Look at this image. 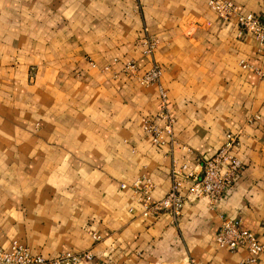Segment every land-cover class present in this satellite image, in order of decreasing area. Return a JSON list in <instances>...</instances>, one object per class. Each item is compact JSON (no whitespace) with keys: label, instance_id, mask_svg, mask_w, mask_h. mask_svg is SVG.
Masks as SVG:
<instances>
[{"label":"crops","instance_id":"obj_1","mask_svg":"<svg viewBox=\"0 0 264 264\" xmlns=\"http://www.w3.org/2000/svg\"><path fill=\"white\" fill-rule=\"evenodd\" d=\"M231 1L264 14V0ZM130 59L160 65L191 158L237 134L242 168L214 205L198 197L176 218L142 215L132 181L148 177L161 197L184 151L141 129L157 93L122 72ZM240 61L259 65L253 35L206 0H0V247L89 249L83 264H264L213 238L222 215L239 216L264 243V79Z\"/></svg>","mask_w":264,"mask_h":264},{"label":"built area","instance_id":"obj_2","mask_svg":"<svg viewBox=\"0 0 264 264\" xmlns=\"http://www.w3.org/2000/svg\"><path fill=\"white\" fill-rule=\"evenodd\" d=\"M207 5L221 19L233 18L237 25L238 34L249 32L256 41V52L259 55V65L240 61V66L255 72L264 79V14L241 11L231 0H206ZM157 44L156 37L143 39V53L151 55ZM122 72L136 79L140 84H154L157 93V107L150 115L141 117V129L154 145L168 144L170 149L177 146L184 152L179 159L171 158L169 163V186L161 197L151 196L152 183L146 176H139L132 181V190L139 200L142 215H158L167 213L176 218L185 200L205 197L210 206L225 196L227 190L240 172L242 165L232 149L237 144V134L231 131L224 133L221 144L211 156H194L191 158V148L180 142L172 130L174 117L168 109L167 95L160 81L161 67L153 59L143 68H139L130 59L124 62ZM124 184L121 183V186ZM93 240L100 235L90 232ZM217 245L229 250L243 246L247 256L245 263L254 262L264 255V243L257 235L244 226L239 216L220 217L214 232ZM92 253L89 249L60 251L50 257L33 252L28 245L11 239L7 246L0 247V264H83L90 260ZM190 264H193L190 262Z\"/></svg>","mask_w":264,"mask_h":264}]
</instances>
